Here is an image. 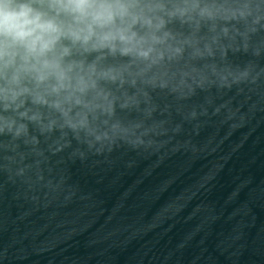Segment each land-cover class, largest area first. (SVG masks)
I'll use <instances>...</instances> for the list:
<instances>
[{"label": "water", "instance_id": "obj_1", "mask_svg": "<svg viewBox=\"0 0 264 264\" xmlns=\"http://www.w3.org/2000/svg\"><path fill=\"white\" fill-rule=\"evenodd\" d=\"M227 5L169 25L215 37L211 57L185 46L154 84L103 85L112 115L89 119L127 129L114 142L0 133V264H264V0Z\"/></svg>", "mask_w": 264, "mask_h": 264}, {"label": "clouds", "instance_id": "obj_2", "mask_svg": "<svg viewBox=\"0 0 264 264\" xmlns=\"http://www.w3.org/2000/svg\"><path fill=\"white\" fill-rule=\"evenodd\" d=\"M229 11L227 0H0V133L26 136L25 122L41 131L62 122L96 143L114 142L127 129L93 128L89 119L112 115L116 97L103 85L154 84L185 46L211 57L215 37L201 50L169 25H198Z\"/></svg>", "mask_w": 264, "mask_h": 264}]
</instances>
